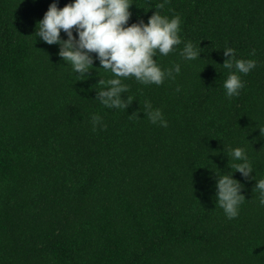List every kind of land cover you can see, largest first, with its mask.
<instances>
[{"label": "trees", "instance_id": "trees-1", "mask_svg": "<svg viewBox=\"0 0 264 264\" xmlns=\"http://www.w3.org/2000/svg\"><path fill=\"white\" fill-rule=\"evenodd\" d=\"M50 2L0 0V264H264V206L224 146H242L250 176L264 175V0H167L157 11L180 15L200 58L182 60L183 43L157 53L181 71L160 85L122 78L125 109L95 99L111 75L98 61L77 76L35 38ZM158 2L130 0L128 23ZM225 46L256 60L230 98ZM146 99L167 127L144 116ZM91 113L106 126L93 130ZM230 171L246 199L231 219L214 187Z\"/></svg>", "mask_w": 264, "mask_h": 264}, {"label": "clouds", "instance_id": "clouds-1", "mask_svg": "<svg viewBox=\"0 0 264 264\" xmlns=\"http://www.w3.org/2000/svg\"><path fill=\"white\" fill-rule=\"evenodd\" d=\"M165 3L167 0L158 2L146 22L138 19L128 23L131 16L130 0H69L62 7L57 6V0H51L42 18L35 23V38L39 37L47 44L58 45V56L70 65L77 76L85 77L84 74L93 67V61H98L99 68L111 75L107 78L99 76L94 84L98 85L94 87L95 99L105 108L125 109L133 98L129 95L122 96L128 88L122 78L131 76L140 84L160 85L166 78L175 79L174 74L181 71L178 62L162 67L157 62V53L166 56L169 52L176 51L174 46L183 43L179 49L182 60L200 58L202 48L194 45L191 40L182 41L179 35L182 22L180 15L177 13L168 16L157 11L163 9ZM61 31L64 33L63 38ZM222 50L226 58L221 65L229 69L222 87L225 96L230 98L239 95L240 89L244 87L240 74L249 73L255 67L256 60L237 57L236 50L230 46H225ZM143 113L150 123L167 127V120L161 109L154 108L147 99L144 101ZM90 123L93 130L97 125L100 128L106 126L97 113L90 114ZM257 128L259 136L264 138V126ZM224 146L227 156L232 159L230 168L238 171L246 180H255L252 191H256L259 205L264 206V175L259 178L250 176L253 173L252 165L242 146ZM232 173L233 171L215 174L214 184L215 202L229 219L238 215L240 204L246 200L241 192L243 184Z\"/></svg>", "mask_w": 264, "mask_h": 264}]
</instances>
